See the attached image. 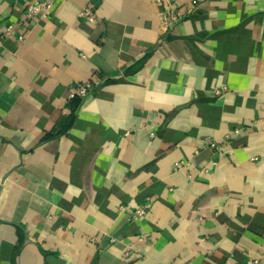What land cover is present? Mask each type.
<instances>
[{"label":"crops","instance_id":"crops-1","mask_svg":"<svg viewBox=\"0 0 264 264\" xmlns=\"http://www.w3.org/2000/svg\"><path fill=\"white\" fill-rule=\"evenodd\" d=\"M29 1L0 0V264H264V0H175L166 31L152 0H51L6 34Z\"/></svg>","mask_w":264,"mask_h":264},{"label":"built area","instance_id":"built-area-1","mask_svg":"<svg viewBox=\"0 0 264 264\" xmlns=\"http://www.w3.org/2000/svg\"><path fill=\"white\" fill-rule=\"evenodd\" d=\"M153 4L160 8L159 12V24L162 30L166 31L171 28L176 23L182 21L188 16V12L182 11L181 7L177 4L175 0H152ZM54 11V4L51 0H31L26 5L22 18L12 24L6 26V34H13L16 28L28 27L40 19L48 18ZM80 20L86 21L88 23L96 24L99 23L101 18L97 14L96 10L92 7H84L78 14ZM17 41L22 43L24 41V36L18 34ZM94 84L91 82H80L75 83L69 90L68 99H78L85 100L89 97ZM258 123L263 124L264 119L258 121ZM248 130L246 127L235 128L229 135L225 136V140H230L232 137H239L246 135ZM209 148L213 151L219 152L221 147L216 143L209 142ZM188 164L184 162L176 163L173 167L174 171L180 170L181 168L187 167ZM147 213V205H142L135 208L129 215L130 221H136L144 217ZM143 238H139L138 242L142 243ZM142 255L136 245H127L123 257L124 259H136L140 258ZM259 259L250 258L246 260L243 264H259Z\"/></svg>","mask_w":264,"mask_h":264},{"label":"trees","instance_id":"trees-1","mask_svg":"<svg viewBox=\"0 0 264 264\" xmlns=\"http://www.w3.org/2000/svg\"><path fill=\"white\" fill-rule=\"evenodd\" d=\"M77 105V102H74V106H76Z\"/></svg>","mask_w":264,"mask_h":264}]
</instances>
